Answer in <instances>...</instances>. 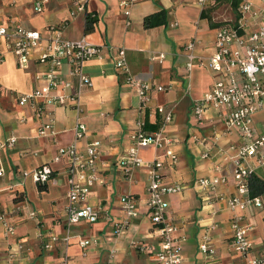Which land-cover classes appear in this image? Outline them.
Instances as JSON below:
<instances>
[{
  "label": "crops",
  "instance_id": "obj_1",
  "mask_svg": "<svg viewBox=\"0 0 264 264\" xmlns=\"http://www.w3.org/2000/svg\"><path fill=\"white\" fill-rule=\"evenodd\" d=\"M116 1L86 0L85 11H75L71 0H45L40 12H35L33 0H0V22L13 19L26 29L38 31L43 39L52 35L48 27H58L60 37L65 40L83 37L103 45L101 59L91 58L82 64L91 87L82 90L77 112L69 105L37 102L35 107L40 109V114L35 115L33 107L17 106V95L42 84L43 80L36 79V75L41 76L47 65L29 60L21 68L9 53L0 60V143L14 137L11 146H0V264H61V260L64 264H156L153 257L156 238L151 234L143 206L147 168L135 166L125 178L121 177L118 164L131 145L130 135L136 121H142L146 134L159 131L170 139L169 145L160 148H140L138 155L144 161L162 159L161 172L166 182L177 181L182 185L177 193L162 197L183 237L179 244L180 264H241L242 258L229 246L231 212L222 202L203 200L191 187L196 178L211 175V165L216 163L220 173L227 177L220 191L232 194L229 177L232 164L222 160L216 150L237 144L240 138L232 132L219 135L213 144L210 139L203 145L193 142L192 135L202 137L211 130L220 131L222 118L208 109L203 125L196 126L189 110L190 103L200 98L216 77L207 68L206 59L214 51L217 23L235 25L239 18L236 9L232 10L226 0L220 3L207 0L203 8L191 0H143L132 5L125 17ZM240 1L264 10V0ZM218 4L226 5L232 12L220 15L212 8ZM72 9L74 14L70 15ZM160 10L164 12V23L145 28L144 17ZM86 18L90 20L87 30ZM258 20L254 19L249 28L253 29ZM191 40L194 58L186 71L185 45ZM117 48L124 51L129 73L153 85L142 105L134 90L126 85L125 74L113 67L112 57ZM159 53L163 55L159 62L151 59ZM67 70L65 64L58 69L60 76L71 83L65 92L72 93L74 79ZM158 85L162 89H155ZM158 106L171 110L170 121L163 122L162 115L156 111ZM49 115L52 134L38 136L37 127ZM19 116H23L22 121H17ZM75 120L85 126V135L77 142L79 147L90 141L99 145V181L91 187L88 197L89 203L99 211V218L92 223L78 221L66 225L64 162L53 163L52 157L57 146L73 141ZM252 125L255 131L264 132V110L253 115ZM204 148L209 151L207 158L200 157ZM167 150L176 156L172 166L164 156ZM42 165L50 168L49 177L43 184L34 183L30 172ZM253 175L264 180V165L256 167ZM126 194L133 195L140 203L136 216L115 236L111 220L120 218V200ZM259 198V207L237 211L241 223L249 226L252 254L264 247V193ZM31 211L33 216L29 214ZM6 226L12 227L11 233L6 231ZM51 236L56 240L52 241ZM203 236L208 238L211 255L197 251V242ZM81 240L88 243L80 247ZM44 244L50 246L46 248ZM139 245L145 247L143 251L138 250Z\"/></svg>",
  "mask_w": 264,
  "mask_h": 264
},
{
  "label": "built area",
  "instance_id": "obj_2",
  "mask_svg": "<svg viewBox=\"0 0 264 264\" xmlns=\"http://www.w3.org/2000/svg\"><path fill=\"white\" fill-rule=\"evenodd\" d=\"M45 0H33V10L40 12ZM143 0H117L119 12L127 17L130 7ZM199 8H203L207 0H191ZM86 0H71V6L75 11H85ZM70 15L74 14V10ZM238 22L235 25L222 23L216 26L214 32V51L207 57L206 65L209 71L216 76L208 90L198 99L190 103V113L196 126H202L208 109L213 110L222 118V129L211 130L209 135L198 137L192 135L193 142L203 145L207 139L215 143L219 135L235 132L240 141L229 145L226 149L218 148L216 153L222 156V160H228L232 164L229 177L233 193L226 195L220 191L226 183L227 177L220 173V166L212 163L211 175L196 178L192 182V189L203 200L222 202L225 209L231 212L229 219L230 240L229 246L240 258L241 264H264V247L252 254L254 246L248 235L249 226L241 223V215L238 212L248 207L257 208L261 205L259 195L249 194V180L256 167L264 165V132H257L252 125V117L264 110V10L253 6L249 2L239 1L236 6ZM89 13L85 12V15ZM92 16V15H90ZM259 18L256 26L250 29V23ZM128 22H126L127 24ZM58 27H48L47 31L52 35L43 39L38 31L26 29L13 19L8 18L0 22V60L6 53L11 54L19 67H25L29 60L47 65L41 76L42 84L34 87L28 93L16 96L15 104L19 107L30 106L34 108V114L39 115L40 105H69L76 112L79 111V96L83 89L91 87V80L82 69L84 61L102 58L103 45L94 44L81 37L77 40H65L60 37ZM194 41L185 45L186 63L185 69L189 71L191 61L194 58L192 49ZM162 54L152 56L158 62ZM65 64L68 67L67 74L73 77L74 91L66 93L65 89L70 82L60 76L59 67ZM114 69L125 74V83L134 90L139 103L142 105L146 99V93L153 88L147 81L132 76L127 68L124 51L117 48L112 57ZM155 89H162L155 86ZM156 111L162 115L163 122L171 120V110L161 106ZM23 116L17 117L22 121ZM142 121H136L130 135L131 145L119 158L121 177H128L135 166H145L146 186L143 206L145 207L151 225V234L156 238V250L153 257L156 264H180L179 244L183 237L179 235V228L172 222L171 214L167 208L163 196L177 193L182 185L177 181L166 182L162 174L163 160L156 157L144 161L138 150L151 146L160 148L170 144V139L161 136L160 132L146 134L142 130ZM73 141L65 146H57L52 157V162H64L66 172V204L63 207V216L66 225L85 221L92 223L99 218V211L89 203L91 187L99 181L98 154L99 145L96 141H90L80 148L77 142L85 135V126L79 120H75L73 127ZM38 136L52 134V117L48 116L46 122L36 129ZM14 137L5 139L0 146H11ZM168 165L176 162V156L171 151L165 152ZM207 148L201 151L200 157H209ZM1 173V168H0ZM25 174V173H23ZM50 168L42 165L33 169L30 176L34 183L43 184L47 181ZM139 199L131 194L124 195L120 200L121 216L111 220L114 235L118 236L129 225V220L136 216ZM30 216L34 212L29 213ZM106 219L108 217L105 215ZM1 218V217H0ZM2 220V219H1ZM6 231L11 233L12 227L6 226ZM264 232V223L262 225ZM52 241L56 240L51 236ZM66 241V237L63 238ZM88 241L78 242L84 247ZM49 244H44L48 248ZM197 251L211 255L213 250L208 245V238L203 236L197 242ZM145 247L138 246L139 251ZM114 251H109L112 259ZM64 264L63 260L60 262Z\"/></svg>",
  "mask_w": 264,
  "mask_h": 264
},
{
  "label": "trees",
  "instance_id": "obj_3",
  "mask_svg": "<svg viewBox=\"0 0 264 264\" xmlns=\"http://www.w3.org/2000/svg\"><path fill=\"white\" fill-rule=\"evenodd\" d=\"M223 1H225V0H214V2H216V3H220ZM226 1H228L231 9L235 10L236 6L240 0H226ZM201 16L203 17L204 14L201 13ZM89 23H90V20L86 18L85 30L88 29ZM163 23H164V12L162 10H160L156 13L150 14V15L144 17V19H143V26L145 28L158 26V25H161ZM222 23H224V22H220L217 24L219 25ZM263 193H264V180L252 175L250 180H249V194L251 196H255V195H261Z\"/></svg>",
  "mask_w": 264,
  "mask_h": 264
},
{
  "label": "rangeland",
  "instance_id": "obj_4",
  "mask_svg": "<svg viewBox=\"0 0 264 264\" xmlns=\"http://www.w3.org/2000/svg\"><path fill=\"white\" fill-rule=\"evenodd\" d=\"M212 8H216L219 12L220 15L224 14V13H231V9L229 7H227L226 5H216V6H213Z\"/></svg>",
  "mask_w": 264,
  "mask_h": 264
}]
</instances>
